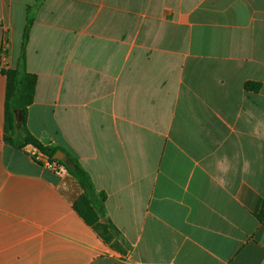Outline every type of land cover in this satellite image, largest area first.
Returning <instances> with one entry per match:
<instances>
[{
	"label": "crops",
	"instance_id": "crops-1",
	"mask_svg": "<svg viewBox=\"0 0 264 264\" xmlns=\"http://www.w3.org/2000/svg\"><path fill=\"white\" fill-rule=\"evenodd\" d=\"M30 18L27 125L63 164L6 142L0 72V264H264V0H0L9 69Z\"/></svg>",
	"mask_w": 264,
	"mask_h": 264
},
{
	"label": "trees",
	"instance_id": "trees-1",
	"mask_svg": "<svg viewBox=\"0 0 264 264\" xmlns=\"http://www.w3.org/2000/svg\"><path fill=\"white\" fill-rule=\"evenodd\" d=\"M32 25V19L28 20V25L24 33L22 44V56L20 65L16 68L4 72L7 76V94L5 107V140L16 149L24 150L28 146L36 148L40 153L46 156L52 164H63L62 161L55 160V154L60 150L59 147H53L43 143L36 138L29 130L27 125L28 110L35 101L38 77L27 71L26 46L29 39V31ZM246 87L250 90H259L261 85L248 83ZM23 110L24 121L17 124L15 120V111ZM35 161L36 157L33 155ZM38 162V161H37ZM43 165V163L38 162ZM73 167H66L68 172L78 181L83 189V193L75 204V210L86 220L88 224L98 229L106 243H111L115 227L111 223L103 221L105 217L106 194H97L89 175L72 160ZM261 220L264 219V202L260 203Z\"/></svg>",
	"mask_w": 264,
	"mask_h": 264
},
{
	"label": "built area",
	"instance_id": "built-area-1",
	"mask_svg": "<svg viewBox=\"0 0 264 264\" xmlns=\"http://www.w3.org/2000/svg\"><path fill=\"white\" fill-rule=\"evenodd\" d=\"M9 46H10V42L9 39H4V41L2 42L1 46H0V72H5L7 70H9V60H8V55H9ZM34 156L36 157V160L38 162H41L43 164H46L47 166L53 168L54 164H52V162H50V160L44 156L42 153H40L38 151V153L34 154Z\"/></svg>",
	"mask_w": 264,
	"mask_h": 264
},
{
	"label": "water",
	"instance_id": "water-1",
	"mask_svg": "<svg viewBox=\"0 0 264 264\" xmlns=\"http://www.w3.org/2000/svg\"><path fill=\"white\" fill-rule=\"evenodd\" d=\"M15 120H16L17 124H21L24 121L23 110H16L15 111ZM59 154H63V152L58 151L54 156L55 160H62V158L59 157Z\"/></svg>",
	"mask_w": 264,
	"mask_h": 264
}]
</instances>
